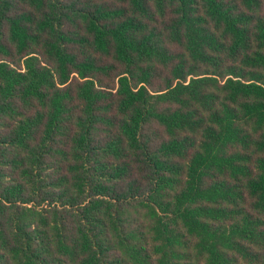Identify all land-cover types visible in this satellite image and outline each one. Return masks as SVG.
Masks as SVG:
<instances>
[{
	"label": "trees",
	"instance_id": "obj_1",
	"mask_svg": "<svg viewBox=\"0 0 264 264\" xmlns=\"http://www.w3.org/2000/svg\"><path fill=\"white\" fill-rule=\"evenodd\" d=\"M0 264H264V0H0Z\"/></svg>",
	"mask_w": 264,
	"mask_h": 264
}]
</instances>
